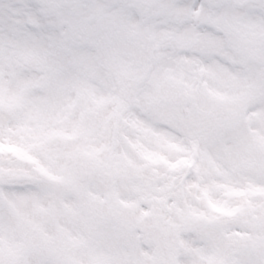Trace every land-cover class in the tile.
<instances>
[{"label": "snow or ice", "instance_id": "obj_1", "mask_svg": "<svg viewBox=\"0 0 264 264\" xmlns=\"http://www.w3.org/2000/svg\"><path fill=\"white\" fill-rule=\"evenodd\" d=\"M0 264H264V0H0Z\"/></svg>", "mask_w": 264, "mask_h": 264}]
</instances>
